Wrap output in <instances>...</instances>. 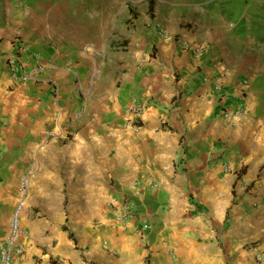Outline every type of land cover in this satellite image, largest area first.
<instances>
[{
    "label": "crops",
    "instance_id": "0c3cea01",
    "mask_svg": "<svg viewBox=\"0 0 264 264\" xmlns=\"http://www.w3.org/2000/svg\"><path fill=\"white\" fill-rule=\"evenodd\" d=\"M89 1L0 0V237L33 163L14 264H264V241L260 261L245 248L263 223L264 0H140L98 73L80 35L120 14Z\"/></svg>",
    "mask_w": 264,
    "mask_h": 264
},
{
    "label": "rangeland",
    "instance_id": "374dc122",
    "mask_svg": "<svg viewBox=\"0 0 264 264\" xmlns=\"http://www.w3.org/2000/svg\"><path fill=\"white\" fill-rule=\"evenodd\" d=\"M89 2L93 3L94 6L90 7L87 11L91 15L100 14L101 21L105 15H112L116 12V15L119 13L120 16H117L115 22H113V18L108 22V29L97 30L93 33H84L80 35V37L84 38V44L94 52L96 56V65L94 69V73H98L101 69H110V67L106 64L105 59H107L109 52V41L110 39H115V46L118 47L120 41L123 37L128 34V29L130 26V18L127 16L129 14L128 10L131 9L133 15L141 14V1L140 0H90ZM92 4H88L90 6ZM126 16V18H125ZM99 17V18H100ZM128 17V18H127ZM104 22V21H103ZM129 23V24H128ZM113 40V41H115ZM94 47V48H93ZM118 51V50H117ZM261 210L256 211L253 215L251 214L250 218H256L259 216V220L261 218V227L259 229L251 228L248 232V240L245 242V248H252L254 250L260 242L264 241V199H261ZM263 220V221H262ZM251 249V250H252ZM252 250V253H253Z\"/></svg>",
    "mask_w": 264,
    "mask_h": 264
},
{
    "label": "built area",
    "instance_id": "2783aa9c",
    "mask_svg": "<svg viewBox=\"0 0 264 264\" xmlns=\"http://www.w3.org/2000/svg\"><path fill=\"white\" fill-rule=\"evenodd\" d=\"M196 53H201V49L198 47L193 49ZM24 78V77H22ZM142 105L137 104L133 108L134 113H140ZM33 163H30L29 168L25 175H23L17 186L16 199L13 206V209L8 218V228L5 235L0 237V264H14V258L22 255L24 251V244L22 242V237L24 235V229L21 226L20 216L24 207L25 199L30 187V177L33 174L32 172ZM234 174L240 183L244 186H249V182L245 181L244 176L240 170H235ZM118 218H124L128 215V212L131 209V203L121 202L117 204ZM143 227H147V224L144 223ZM106 242H104L105 244ZM262 251L257 246L254 248V258L256 261L262 259Z\"/></svg>",
    "mask_w": 264,
    "mask_h": 264
},
{
    "label": "trees",
    "instance_id": "16d2710c",
    "mask_svg": "<svg viewBox=\"0 0 264 264\" xmlns=\"http://www.w3.org/2000/svg\"><path fill=\"white\" fill-rule=\"evenodd\" d=\"M71 234V233H70Z\"/></svg>",
    "mask_w": 264,
    "mask_h": 264
}]
</instances>
